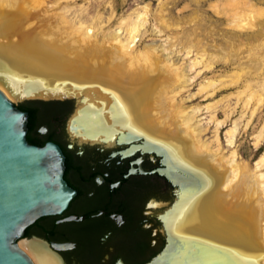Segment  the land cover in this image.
I'll list each match as a JSON object with an SVG mask.
<instances>
[{"label":"bare ground","instance_id":"6f19581e","mask_svg":"<svg viewBox=\"0 0 264 264\" xmlns=\"http://www.w3.org/2000/svg\"><path fill=\"white\" fill-rule=\"evenodd\" d=\"M259 1L211 3L227 24L221 32L224 43L213 39L216 44L211 47L197 36V27L194 36L186 31L181 49L188 54L196 50L190 67H200L197 74L214 70L219 62L235 63L223 74L202 79L198 91L191 94L213 97L235 88L205 105L214 122L209 138L203 135L208 125L197 120L204 106L187 108L177 100L189 89L185 66L170 62L165 47L161 52L154 46L135 47L149 4L122 16L102 41L91 23L66 21L69 6L58 12L54 9L59 2L0 0V87L12 99L26 94L78 99L83 104L70 130L81 141L113 143L123 130L164 145L173 164L202 180L199 191L165 214L172 230L229 248L248 264H264V173L258 174L264 152L256 162L257 170L242 166L234 146L237 118L225 131L230 150L225 151L222 140V127L238 107L241 116L248 113L246 128L264 107V0ZM193 15L186 20L196 25L200 17ZM159 19L164 28L170 27L162 14ZM221 107L224 118L218 114ZM97 112V122L95 118L90 124L84 121L87 113L94 117ZM254 136L257 145L264 141V119ZM19 245L35 264H64L39 239L24 237Z\"/></svg>","mask_w":264,"mask_h":264},{"label":"flooded vegetation","instance_id":"af4514ba","mask_svg":"<svg viewBox=\"0 0 264 264\" xmlns=\"http://www.w3.org/2000/svg\"><path fill=\"white\" fill-rule=\"evenodd\" d=\"M30 99L32 103L19 104L35 110L27 120L28 134L34 138L30 141L44 145L53 140L62 146L64 176L78 191L60 213L41 215L29 223L25 237L41 240L64 264H146L167 240L159 214L178 190L156 170L163 155L139 148L124 155L120 149L142 139L120 142V132L113 143L81 141L66 126L72 97L50 99L49 106L42 99ZM48 112L50 119L43 120ZM71 213L78 217L65 219ZM55 242L72 243L58 248Z\"/></svg>","mask_w":264,"mask_h":264},{"label":"water","instance_id":"95a60500","mask_svg":"<svg viewBox=\"0 0 264 264\" xmlns=\"http://www.w3.org/2000/svg\"><path fill=\"white\" fill-rule=\"evenodd\" d=\"M34 97L37 96H23ZM30 113L0 87V264H35L27 250L19 245L27 225L41 215L60 213L78 191L64 176L66 154L62 146L53 140L40 145L28 138ZM135 139L142 141L132 142ZM118 140L132 142L127 148L120 149L124 155L138 148L162 154L163 163L156 170L178 186L175 200L159 214L164 221L167 240L161 251L146 264H248L230 249L228 253H221L219 248L223 246L215 242L186 237L172 230L167 212L200 190L202 180L199 176L173 164L166 147L143 134L121 130ZM73 217L78 215L71 213L65 219ZM71 243L55 242L54 245L66 248ZM195 244L202 249L196 248Z\"/></svg>","mask_w":264,"mask_h":264},{"label":"rangeland","instance_id":"374dc122","mask_svg":"<svg viewBox=\"0 0 264 264\" xmlns=\"http://www.w3.org/2000/svg\"><path fill=\"white\" fill-rule=\"evenodd\" d=\"M49 5H52L55 2H59L57 9H54L58 12L64 10V6H69V9H66L65 13L68 16H65L66 21H70L75 24L73 18L77 21L82 20L86 23H91L94 28L97 29V35L100 40L103 41V37L107 34L111 29L113 30L120 18L127 13L136 12V10L140 9L143 5L149 4L150 11L148 14L147 22L145 23V28L143 26L137 34L138 40L135 44V47L138 50H143L146 45L154 46L157 52H161L164 48V53L169 56L168 58L171 60L170 62H175L177 65L185 66L186 75L190 78L189 89L183 90V93L179 94L177 100L184 105V107L191 108L192 106L203 107L201 111L198 113V121L204 126L209 128L206 129V133L204 132V137L209 138L213 134L214 122L210 119V110L205 106L208 102L212 100V98H219L224 93L229 92L230 90H235V88H231L228 90H224L219 92L215 96L206 97L203 95H196L191 97L192 93L198 91L199 83L202 79L213 76L215 74H223L232 69L235 63L226 64L224 62H219L215 65L214 70H202L199 74L198 71L200 67H190L191 61L195 56L196 50L189 54L182 48L183 42H185L186 31L191 33L193 36V29L197 27V36L202 38L204 43H209L211 45L214 43L213 39L218 43H224L223 35L221 34L222 30L227 27L226 21L221 20V14H218L215 10L214 6L211 5L212 2L221 1V0H200L199 2L195 0H45ZM258 2H261L257 0ZM190 4V5H189ZM138 7V8H137ZM213 7V8H212ZM195 10V11H194ZM196 13L199 15L196 25L193 22L190 23V18L188 20V15ZM162 14L163 17L167 19L170 24V27L164 28L159 22V15ZM193 15V16H194ZM63 17V15H61ZM212 27H216L215 30H211ZM163 29V30H161ZM160 30V31H159ZM147 31V33H146ZM195 32V33H196ZM121 33H124L123 31ZM174 36H179L175 37ZM178 38L176 44L171 47L173 41ZM216 44V43H214ZM167 48V50H166ZM175 49V50H174ZM169 51V52H168ZM192 53V54H191ZM189 68V69H188ZM191 69V70H190ZM206 71V72H205ZM222 93V94H221ZM206 97V98H205ZM38 99L37 97H35ZM12 99V98H11ZM50 99L54 98H46L42 99L41 102L45 104V106H49ZM211 99V100H210ZM18 105L22 103H32L30 98L23 99H12ZM236 98H232L233 104H235ZM78 99L72 97V106L70 111L68 112V117L66 118V126L70 127V123L74 115L77 113V110L82 106ZM207 109V110H206ZM241 107L235 111L232 119H228L225 121L222 127V140L225 151L231 149V147L227 144L225 131L227 127L230 125L232 120L238 119V129L235 140V147H237L240 158L239 161L242 163V166L247 167L251 170H257L256 162L261 157L264 152V141L257 145L255 143V132L262 125V121L264 119V107L259 110L254 119L248 123V127L246 128L245 120H247L246 115L241 116ZM225 110L221 107L218 111L219 117H225ZM50 112L46 113L43 120L50 119ZM95 118L97 122L100 118V114L97 112L94 117H91L88 113L86 118L83 117L84 121L92 122L90 119ZM242 118V119H241ZM98 119V120H97ZM209 122V123H208ZM90 124V123H88ZM245 129V130H244ZM72 133V132H71ZM73 135V134H72ZM259 148V149H258ZM247 164V165H245ZM185 168V167H183ZM259 172L258 174L264 173V164L258 166ZM170 200L164 201V205L166 206ZM162 204V203H161ZM163 207H160L158 211H160ZM35 239V238H30ZM20 240V239H19ZM195 247L198 248V244H195ZM201 248V247H200ZM202 249V248H201ZM221 253H228L229 248L221 247L219 248Z\"/></svg>","mask_w":264,"mask_h":264},{"label":"trees","instance_id":"16d2710c","mask_svg":"<svg viewBox=\"0 0 264 264\" xmlns=\"http://www.w3.org/2000/svg\"><path fill=\"white\" fill-rule=\"evenodd\" d=\"M30 112L32 113L31 115H33V114L35 113L34 107H33V108H30ZM30 124H31V122H30ZM31 135H32V133L29 132V134H28V138H30V140L34 139V138H32Z\"/></svg>","mask_w":264,"mask_h":264}]
</instances>
